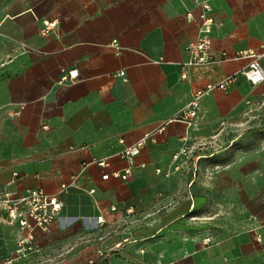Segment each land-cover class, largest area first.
<instances>
[{"label":"crops","instance_id":"obj_1","mask_svg":"<svg viewBox=\"0 0 264 264\" xmlns=\"http://www.w3.org/2000/svg\"><path fill=\"white\" fill-rule=\"evenodd\" d=\"M209 2L215 60L184 68L188 45L201 33L203 6L196 0H0V264L11 252L23 264L56 222L48 230L36 227L19 253L29 229L9 221L8 190L42 186L56 193L68 183L60 216L67 197L80 192L107 218L119 215L111 204L133 208L137 198L149 202L162 189L159 200L170 202L187 157L174 154L185 145L191 152L195 139L219 123L245 120L250 103L264 101V81L247 78L252 58L239 55L264 53V0ZM43 18L57 20L47 35ZM73 67L79 76L64 80ZM231 74L238 76L228 90L201 98L193 124L177 118L195 91ZM146 134L133 176L104 179L127 165L121 152ZM258 198L260 209L253 214L246 207L240 217L212 218L210 207L197 230L182 224L184 213L201 202L191 192L142 226L126 228L115 241L127 239L124 245L112 244L96 264H264V195ZM214 222L220 227L211 230Z\"/></svg>","mask_w":264,"mask_h":264},{"label":"rangeland","instance_id":"obj_2","mask_svg":"<svg viewBox=\"0 0 264 264\" xmlns=\"http://www.w3.org/2000/svg\"><path fill=\"white\" fill-rule=\"evenodd\" d=\"M259 94L264 97V90ZM246 114L245 120L219 123L210 135L207 132L193 141L191 152L180 161L178 179L183 182L174 189L170 202L159 200L166 193L162 189L149 202H144L143 195L142 201L137 198L132 211H128L130 205L112 208L111 204L110 210L119 215L107 218L89 194L68 196L63 215L51 232L34 244L23 264H96L126 228L142 226L161 210L184 201L191 192L200 196L201 202L194 212L183 215L182 224L190 228L202 229L203 214L213 206L212 218L231 213L240 217L246 207L255 214L263 204L257 196L264 195V101L250 103ZM193 174L195 182L191 185L187 180ZM101 215L106 218L102 223ZM210 227L214 230L220 226L214 222ZM10 254L3 263L16 264Z\"/></svg>","mask_w":264,"mask_h":264},{"label":"built area","instance_id":"obj_3","mask_svg":"<svg viewBox=\"0 0 264 264\" xmlns=\"http://www.w3.org/2000/svg\"><path fill=\"white\" fill-rule=\"evenodd\" d=\"M203 6V10L200 14V36L189 43L188 51L190 54L189 60L185 63L184 68L187 67H203L208 66L214 62L215 57L212 53V31L215 24V18L211 14L213 10L212 4L209 0H196ZM195 14L193 11L187 13L188 18H193ZM57 25L56 19L43 18V26L41 32L45 35L51 33ZM239 55L251 57L249 62L247 78L253 83L258 84L264 81V67L261 63V58L264 53H259L256 50L244 49L239 52ZM80 70L78 67L71 68L68 73L64 74V80L75 79L79 76ZM121 75H125V70L119 72ZM184 76H187L186 69L184 70ZM237 74H231L223 78L218 82H208L204 87L195 91L192 100L189 105L184 108L178 119L186 121L189 125L195 122V117L198 113L200 100L203 96L208 94L214 89L228 90L234 82L237 80ZM151 134H146L136 140L135 142L127 145L121 152L122 156L126 159L127 165L123 169L114 170L112 172H106L102 175L104 179L110 177H116L123 180H128L133 176V168L137 166L136 157L140 154L145 146L148 138ZM190 153L189 148L185 145L180 151L174 154V157L178 159L182 154L188 155ZM100 163H104L103 160H99ZM160 172L161 170L158 169ZM70 184L63 183L61 189L56 193L48 192L44 187H31L25 192L19 193L17 190H8L5 195V201L9 208V221L11 223L18 222L22 229H29V234L19 239L18 252L24 253L27 248V243L31 241L33 237V231L36 227H40L43 230H48L50 224L56 221L64 208V201L61 197V193L69 191ZM94 192L95 189H91ZM133 208H128V211H132ZM106 221L103 215L100 216V222ZM126 240H120L115 244V248H120L124 245ZM12 261V260H11ZM8 264V262L4 263Z\"/></svg>","mask_w":264,"mask_h":264}]
</instances>
